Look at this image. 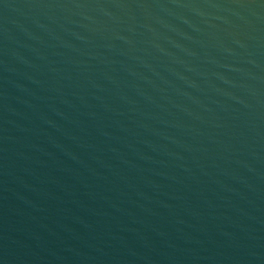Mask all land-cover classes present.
Wrapping results in <instances>:
<instances>
[{
  "label": "water",
  "instance_id": "water-1",
  "mask_svg": "<svg viewBox=\"0 0 264 264\" xmlns=\"http://www.w3.org/2000/svg\"><path fill=\"white\" fill-rule=\"evenodd\" d=\"M0 264H264V0H0Z\"/></svg>",
  "mask_w": 264,
  "mask_h": 264
}]
</instances>
